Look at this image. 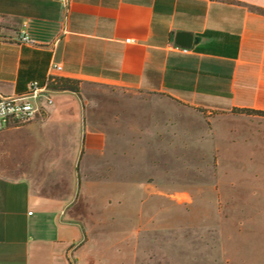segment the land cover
<instances>
[{
    "label": "crops",
    "instance_id": "1",
    "mask_svg": "<svg viewBox=\"0 0 264 264\" xmlns=\"http://www.w3.org/2000/svg\"><path fill=\"white\" fill-rule=\"evenodd\" d=\"M49 74L79 93L52 90L0 132V264H138V231H107L91 189L106 206L124 190L169 198L144 170L159 142L203 114L229 135L264 124L239 111L264 114V0H0V95Z\"/></svg>",
    "mask_w": 264,
    "mask_h": 264
},
{
    "label": "rangeland",
    "instance_id": "2",
    "mask_svg": "<svg viewBox=\"0 0 264 264\" xmlns=\"http://www.w3.org/2000/svg\"><path fill=\"white\" fill-rule=\"evenodd\" d=\"M194 122L189 136L159 142L144 163L172 196L124 190L106 206L108 191L91 189V203L114 215L104 222L113 235L134 242L138 231V264H264V124H241L245 131L229 135L205 114ZM124 256L131 264L132 253Z\"/></svg>",
    "mask_w": 264,
    "mask_h": 264
},
{
    "label": "built area",
    "instance_id": "3",
    "mask_svg": "<svg viewBox=\"0 0 264 264\" xmlns=\"http://www.w3.org/2000/svg\"><path fill=\"white\" fill-rule=\"evenodd\" d=\"M66 4L67 0H61ZM19 42L29 43L27 35L24 30L19 31ZM127 42H133L128 39ZM187 52L186 49H183ZM51 69L60 71L61 67L53 64ZM55 77L49 74L44 85L40 86L37 82H32L25 94L15 97L0 95V132L10 126H22L34 120L43 111L38 105V100L44 99L47 104H51L52 100L49 93L52 91L48 87L50 83L54 82Z\"/></svg>",
    "mask_w": 264,
    "mask_h": 264
},
{
    "label": "trees",
    "instance_id": "4",
    "mask_svg": "<svg viewBox=\"0 0 264 264\" xmlns=\"http://www.w3.org/2000/svg\"><path fill=\"white\" fill-rule=\"evenodd\" d=\"M48 87L52 90L57 91H70L75 94L79 93V82L76 80L64 79V78H55L53 83H50ZM241 113L245 114H254L264 116L263 113L253 111V110H239Z\"/></svg>",
    "mask_w": 264,
    "mask_h": 264
}]
</instances>
